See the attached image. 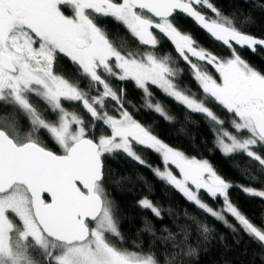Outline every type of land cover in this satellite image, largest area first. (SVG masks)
Returning a JSON list of instances; mask_svg holds the SVG:
<instances>
[{
    "label": "snow or ice",
    "instance_id": "snow-or-ice-1",
    "mask_svg": "<svg viewBox=\"0 0 264 264\" xmlns=\"http://www.w3.org/2000/svg\"><path fill=\"white\" fill-rule=\"evenodd\" d=\"M256 7L264 11V4ZM177 14L190 18L227 54L182 31ZM106 20L122 26L135 48L125 38L118 37L119 43L110 38L102 26ZM251 22L250 14H226L213 0H0V264H185L197 251L193 225L196 245L213 232L187 210L186 223L162 224L159 234L145 219L138 235L153 237L147 249L120 243L125 237L107 190L131 180L109 168L108 161L120 154L149 168L234 234H247L260 246L254 261L264 264V228L230 198L235 188L264 202V67L242 54L264 60V37L244 30ZM161 37L174 55L164 50ZM62 59L73 65L72 78L55 71ZM186 70L196 91L177 83ZM113 80L132 82L140 105ZM156 91L182 107L186 118L205 117L223 157L250 158L243 167L232 165L247 185L225 179L208 159L170 146L137 119L143 108L173 121ZM76 104L83 112L66 106ZM137 146L158 154L161 163L149 164ZM202 191L221 206L202 199ZM137 206L163 221L162 207L149 197ZM168 212L171 216L172 209Z\"/></svg>",
    "mask_w": 264,
    "mask_h": 264
},
{
    "label": "trees",
    "instance_id": "trees-1",
    "mask_svg": "<svg viewBox=\"0 0 264 264\" xmlns=\"http://www.w3.org/2000/svg\"><path fill=\"white\" fill-rule=\"evenodd\" d=\"M213 2L226 14L237 11L245 15L250 14L252 22L244 30L258 37H264V11L256 7L257 4H264V0H213ZM175 23L182 31L190 32L200 45L215 52L227 54L224 48L211 40L186 17L177 14ZM102 26L106 27L110 38L117 40V43H119L118 37H122L126 39L130 49L135 48L136 44L133 42V38L122 26H118L116 22L106 20ZM161 39L164 50L174 55L169 43L164 41L163 38ZM242 54L254 65L264 67V60L258 56H253L248 52H243ZM180 66L186 68V65L182 62H180ZM55 71L65 77L72 78L75 70L69 61L62 59L56 64ZM112 83L117 88L121 86L126 87L127 99L137 106L140 105L141 93L134 89L132 82L122 85L121 82L113 80ZM177 83L186 90L191 89L192 91H196L197 89V85L192 81L187 70L178 78ZM155 94L157 99L163 102L169 115L174 117L173 121L167 122L158 114L143 108L139 111L138 120L146 127H149L155 135L170 146L184 151L189 156L208 159L225 179L240 185H247L249 183L240 174L239 170L232 165L239 163L243 167L248 165L250 158L244 154H234L228 158L223 157L214 147L213 132L210 130L211 125L210 122L206 121L205 117L189 114L186 118L185 110L182 107L166 98L159 91H156ZM33 102L36 103L34 99ZM39 106L42 107L41 105ZM109 108L111 109V102H109ZM215 111L222 118H228L219 108L215 109ZM96 134H101L100 127L96 128ZM136 150L149 164L158 165L161 163L158 154L151 150L144 149L142 146H137ZM108 164L110 169L116 170L115 175L131 177L130 181L125 182L120 187L109 184L107 188L110 197L114 199L119 227L125 237L124 241L120 242L122 246L132 248L135 242L137 244L142 243L145 249H147L148 246L154 244L153 237L147 233H140L138 235L144 227L145 219H147L150 225H154L157 234H159L162 224L171 228L174 221L179 224L186 223L183 213L187 210L189 214H194L201 221L206 222L213 232L211 234L212 238L209 241L200 240L199 244L196 245L197 233L193 225L191 239L197 251L191 258H185V264H260L259 259H255L254 261V254L260 251V246L253 239L240 230L234 234L232 229L224 222L217 221L199 211L194 205L187 202L180 193L170 186H166L162 181H159L149 168L138 165L123 154L118 155L115 160L110 159ZM251 164L253 167L258 166L254 161ZM137 176H142L143 181L137 180ZM256 186L259 187V185ZM144 196L149 197L153 202L162 207L164 213L163 221L157 220L150 211H142L137 206V201ZM201 198L214 208L216 205L221 204V200L213 201L204 193H201ZM230 198L254 224L264 228V220L261 218V213L264 212V202L260 199L249 198L235 188L231 190ZM169 208L172 209L171 216L168 212ZM226 219L229 221V224L239 229L234 218L226 216ZM173 231H175L174 228ZM237 240H239V243H237ZM156 248L158 252L162 251L160 245H156Z\"/></svg>",
    "mask_w": 264,
    "mask_h": 264
},
{
    "label": "rangeland",
    "instance_id": "rangeland-1",
    "mask_svg": "<svg viewBox=\"0 0 264 264\" xmlns=\"http://www.w3.org/2000/svg\"><path fill=\"white\" fill-rule=\"evenodd\" d=\"M66 106H67V105H66ZM68 107H70V108L75 107V110L81 112V111L79 110V104H76V105H74V106L69 105ZM84 115H85V114H84ZM85 118L87 119V116H86V115H85ZM173 167H174V166H173ZM201 193H203V191H202ZM204 194H205V193H204ZM220 206H221V204H218V205H216L215 208H219Z\"/></svg>",
    "mask_w": 264,
    "mask_h": 264
},
{
    "label": "water",
    "instance_id": "water-1",
    "mask_svg": "<svg viewBox=\"0 0 264 264\" xmlns=\"http://www.w3.org/2000/svg\"><path fill=\"white\" fill-rule=\"evenodd\" d=\"M180 15H182V14H180ZM183 16V15H182ZM187 19H189L194 25H195V23L190 19V18H187ZM196 26V25H195ZM197 27V26H196ZM198 28V27H197ZM199 29V28H198ZM199 30H201V29H199ZM202 31V30H201ZM203 32V31H202ZM203 33H205V32H203ZM206 34V33H205ZM207 35V34H206ZM208 36V35H207ZM209 37V36H208ZM162 38V37H161ZM210 38V37H209ZM164 39V38H163ZM211 39V38H210ZM212 40V39H211ZM215 43H218V42H215ZM219 44V43H218ZM170 45V44H169ZM171 47V46H170ZM171 49H172V47H171ZM182 62V61H181ZM183 63V62H182ZM82 108V107H81Z\"/></svg>",
    "mask_w": 264,
    "mask_h": 264
},
{
    "label": "flooded vegetation",
    "instance_id": "flooded-vegetation-1",
    "mask_svg": "<svg viewBox=\"0 0 264 264\" xmlns=\"http://www.w3.org/2000/svg\"><path fill=\"white\" fill-rule=\"evenodd\" d=\"M64 60H67V59H64ZM68 61V60H67ZM34 100H35V102H37L36 101V99L35 98H33ZM41 106L43 107V105L41 104ZM79 110L81 111V112H83V110H82V108H81V106L79 105ZM86 116H87V114L86 113H84Z\"/></svg>",
    "mask_w": 264,
    "mask_h": 264
}]
</instances>
